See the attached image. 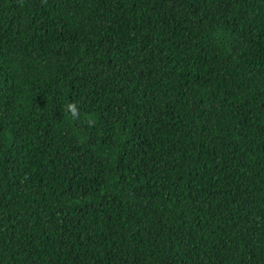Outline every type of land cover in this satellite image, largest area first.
Returning <instances> with one entry per match:
<instances>
[{
    "label": "trees",
    "instance_id": "obj_1",
    "mask_svg": "<svg viewBox=\"0 0 264 264\" xmlns=\"http://www.w3.org/2000/svg\"><path fill=\"white\" fill-rule=\"evenodd\" d=\"M0 264H264V0H0Z\"/></svg>",
    "mask_w": 264,
    "mask_h": 264
},
{
    "label": "clouds",
    "instance_id": "obj_2",
    "mask_svg": "<svg viewBox=\"0 0 264 264\" xmlns=\"http://www.w3.org/2000/svg\"><path fill=\"white\" fill-rule=\"evenodd\" d=\"M69 114L75 118L76 116H78L79 114V111H78V108L76 107V105L74 103H70L67 105V109H66Z\"/></svg>",
    "mask_w": 264,
    "mask_h": 264
}]
</instances>
